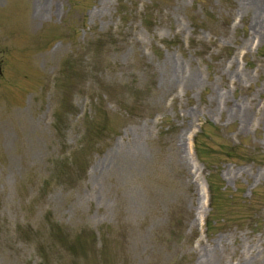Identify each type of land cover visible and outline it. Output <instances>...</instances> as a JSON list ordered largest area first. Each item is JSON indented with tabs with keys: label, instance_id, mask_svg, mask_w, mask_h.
<instances>
[{
	"label": "rangeland",
	"instance_id": "374dc122",
	"mask_svg": "<svg viewBox=\"0 0 264 264\" xmlns=\"http://www.w3.org/2000/svg\"><path fill=\"white\" fill-rule=\"evenodd\" d=\"M247 4L0 0V264H264Z\"/></svg>",
	"mask_w": 264,
	"mask_h": 264
},
{
	"label": "bare ground",
	"instance_id": "6f19581e",
	"mask_svg": "<svg viewBox=\"0 0 264 264\" xmlns=\"http://www.w3.org/2000/svg\"><path fill=\"white\" fill-rule=\"evenodd\" d=\"M243 4H245V1L250 2L251 5H245L247 8L250 7V9L255 10V14H256V24H255V33L258 36H262L264 35V0H242ZM244 6V5H243ZM44 5L42 4V2L39 3V5L37 6V13L39 14V17L42 16L43 12H44ZM173 76H178V71L177 68L174 69L173 71ZM176 151H177V156L178 158H181L183 161V155H182V150H181V145L180 143H178L176 145Z\"/></svg>",
	"mask_w": 264,
	"mask_h": 264
}]
</instances>
